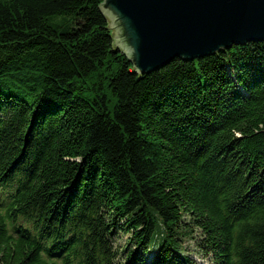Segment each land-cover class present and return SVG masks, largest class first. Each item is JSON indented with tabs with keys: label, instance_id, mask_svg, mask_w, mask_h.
Segmentation results:
<instances>
[{
	"label": "trees",
	"instance_id": "16d2710c",
	"mask_svg": "<svg viewBox=\"0 0 264 264\" xmlns=\"http://www.w3.org/2000/svg\"><path fill=\"white\" fill-rule=\"evenodd\" d=\"M103 1L0 0V264H264V41L140 74Z\"/></svg>",
	"mask_w": 264,
	"mask_h": 264
},
{
	"label": "water",
	"instance_id": "95a60500",
	"mask_svg": "<svg viewBox=\"0 0 264 264\" xmlns=\"http://www.w3.org/2000/svg\"><path fill=\"white\" fill-rule=\"evenodd\" d=\"M101 11L140 74L264 41V0H104Z\"/></svg>",
	"mask_w": 264,
	"mask_h": 264
},
{
	"label": "rangeland",
	"instance_id": "374dc122",
	"mask_svg": "<svg viewBox=\"0 0 264 264\" xmlns=\"http://www.w3.org/2000/svg\"><path fill=\"white\" fill-rule=\"evenodd\" d=\"M125 229V227H124ZM131 237V233H126V229L124 230H119L116 234H113V236L110 238V240L113 239V243L114 244V250L113 252H111V256L114 254L116 257V260H124L125 256L127 255L124 250L126 248V243L128 242L129 238ZM188 245V248L190 247L192 251L197 252L195 245L190 241L188 243H186ZM157 248V247H156ZM146 258V257H145ZM151 258L153 259V256L151 255L150 258H148V261L150 263ZM196 262H198L199 264H210V260L211 258H203L201 256L196 255V257H194ZM113 263L115 262V258H112ZM125 264V263H124Z\"/></svg>",
	"mask_w": 264,
	"mask_h": 264
}]
</instances>
